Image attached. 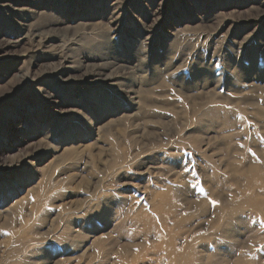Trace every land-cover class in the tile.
<instances>
[{"label": "rangeland", "instance_id": "374dc122", "mask_svg": "<svg viewBox=\"0 0 264 264\" xmlns=\"http://www.w3.org/2000/svg\"><path fill=\"white\" fill-rule=\"evenodd\" d=\"M263 111L264 0H0V264H264Z\"/></svg>", "mask_w": 264, "mask_h": 264}, {"label": "bare ground", "instance_id": "6f19581e", "mask_svg": "<svg viewBox=\"0 0 264 264\" xmlns=\"http://www.w3.org/2000/svg\"><path fill=\"white\" fill-rule=\"evenodd\" d=\"M143 94V93H142ZM143 97L145 98V94H143ZM262 114H264V111L263 112H261ZM117 142V141H116ZM118 144L116 145V146H118V147H120L121 148V150L119 151V153H118V157H125V154H123L124 152H125V148L124 147H122V145H121V143L120 142H117ZM114 145H115V141H114ZM73 150H75V149H73ZM115 161H116V163H117V157H116V159H115ZM100 210H97V211H95L96 212V214L97 213H100L99 212ZM128 213V212H127ZM130 213V212H129ZM130 215V214H129ZM124 228H126V227H124ZM101 241H103V240H101ZM100 241V242H101ZM102 246H103V244H102ZM125 246V245H124ZM105 250V249H104ZM125 250H127V247H125ZM174 258H175V260H174V262H176L178 259L177 258H180V254L179 253H175L174 254ZM175 264V263H174Z\"/></svg>", "mask_w": 264, "mask_h": 264}]
</instances>
